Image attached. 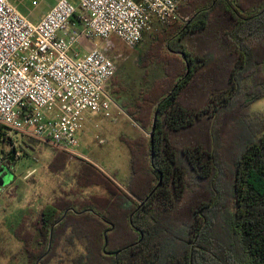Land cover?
<instances>
[{
  "label": "trees",
  "instance_id": "1",
  "mask_svg": "<svg viewBox=\"0 0 264 264\" xmlns=\"http://www.w3.org/2000/svg\"><path fill=\"white\" fill-rule=\"evenodd\" d=\"M177 15L143 33L133 99L114 82L113 101L142 131L120 137L128 181L79 162L68 190L9 225L23 256L0 236V258L264 264V114L249 109L264 98V0H186Z\"/></svg>",
  "mask_w": 264,
  "mask_h": 264
},
{
  "label": "built area",
  "instance_id": "2",
  "mask_svg": "<svg viewBox=\"0 0 264 264\" xmlns=\"http://www.w3.org/2000/svg\"><path fill=\"white\" fill-rule=\"evenodd\" d=\"M57 0L31 21L0 0V127L74 156L88 116H112L114 63L82 41L114 35L133 49L154 24L177 19L180 0ZM121 111L117 108L116 115ZM5 135H0V142ZM102 143V141H99Z\"/></svg>",
  "mask_w": 264,
  "mask_h": 264
},
{
  "label": "rangeland",
  "instance_id": "3",
  "mask_svg": "<svg viewBox=\"0 0 264 264\" xmlns=\"http://www.w3.org/2000/svg\"><path fill=\"white\" fill-rule=\"evenodd\" d=\"M57 0H12L17 10L31 21L41 18ZM77 7L75 0H69ZM186 0H180L184 4ZM164 26L154 24L147 33L155 32ZM114 63L116 72L109 84L111 96L116 86V76L122 81L126 94L121 96L132 100L138 88L143 69L140 50L147 47L146 40L133 49L125 47L115 36L109 40H90ZM115 80V81H114ZM115 82V83H114ZM118 82V81H117ZM120 96V97H121ZM120 102V101H119ZM250 111L264 114V98L253 102ZM142 131L125 115L112 112L110 118L101 115L88 116L82 131L78 135L79 145L74 156L68 155L65 164L58 160L59 151L50 144L23 136L20 132L4 128V139L0 149L14 146L16 154L10 165L7 183L0 187V236L3 246L10 255L23 256L18 252L21 244L12 238L9 225H16L18 214L34 208L37 210L49 202L60 190H68L73 183L74 167L79 162H88L113 176L119 183H126L130 176L129 155L120 137L136 138ZM144 134V133H143ZM102 141L100 143L99 141ZM8 258H0V264H9ZM17 263L13 262L12 264Z\"/></svg>",
  "mask_w": 264,
  "mask_h": 264
},
{
  "label": "flooded vegetation",
  "instance_id": "4",
  "mask_svg": "<svg viewBox=\"0 0 264 264\" xmlns=\"http://www.w3.org/2000/svg\"><path fill=\"white\" fill-rule=\"evenodd\" d=\"M4 147L0 149V170H2L1 177L5 176L11 169V166L4 164L3 161L12 163L16 154V149L14 148V146H7L6 150L4 149Z\"/></svg>",
  "mask_w": 264,
  "mask_h": 264
},
{
  "label": "crops",
  "instance_id": "5",
  "mask_svg": "<svg viewBox=\"0 0 264 264\" xmlns=\"http://www.w3.org/2000/svg\"><path fill=\"white\" fill-rule=\"evenodd\" d=\"M112 36H114V35H112ZM111 36V37H112ZM110 37V38H111ZM116 37V36H115ZM109 38V39H110ZM117 38V37H116ZM118 39V38H117ZM119 40V39H118ZM120 41V40H119ZM94 47H97L99 50H100V48L94 43V44H91V43H89V41H82V42H80V44L75 48L76 49V52H78L80 55H85V54H87V53H89ZM101 51V50H100ZM110 89V88H109ZM113 99V98H112ZM120 101H123V102H126L127 100H126V98H124V97H121V99H120ZM114 102V101H113ZM114 107L112 108V111L114 112V113H117V108H119L118 107V104H116L115 102H114ZM119 110L121 111V114L122 115H124L125 116V113L119 108ZM120 114V115H121ZM128 118V117H127ZM132 122V121H131ZM23 211V210H22ZM22 212H20V214H21ZM20 214H18V216H20ZM19 218V217H18Z\"/></svg>",
  "mask_w": 264,
  "mask_h": 264
},
{
  "label": "water",
  "instance_id": "6",
  "mask_svg": "<svg viewBox=\"0 0 264 264\" xmlns=\"http://www.w3.org/2000/svg\"><path fill=\"white\" fill-rule=\"evenodd\" d=\"M155 121H156V113L154 114V119H153V125H152V129L149 133V137L152 139V136H153V131H154V126H155ZM1 174H2V170H0V187L4 186L7 181H8V172L5 176L1 177ZM159 185V183H158ZM157 185V186H158ZM156 186V188H157ZM155 191V189L149 194L148 198L153 194V192Z\"/></svg>",
  "mask_w": 264,
  "mask_h": 264
}]
</instances>
